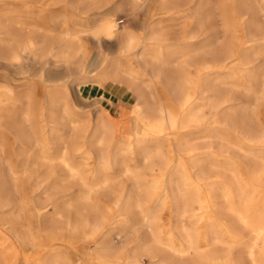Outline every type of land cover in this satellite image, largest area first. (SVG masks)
<instances>
[{
	"label": "bare ground",
	"instance_id": "1",
	"mask_svg": "<svg viewBox=\"0 0 264 264\" xmlns=\"http://www.w3.org/2000/svg\"><path fill=\"white\" fill-rule=\"evenodd\" d=\"M15 1L27 4L29 12L42 15L55 1L63 0H3L8 5L0 13V60L3 64L17 74L25 73L24 57L32 56L43 64H74L77 79L94 78L87 82L88 85L78 84L81 98L90 102L103 99L115 111L97 102L87 111L89 123L74 126L65 141V149L59 153V137L53 141L51 135L64 124L69 114L67 117V108L55 97L54 87L44 86L43 95H39L34 82L29 80L31 85L23 95L12 89L7 75L6 85L0 86V150L12 149L8 140L13 135L19 155H23L26 148H36L43 162L61 160L69 172L79 178L81 187L87 184L81 169L82 160L91 159L95 153L94 186L115 181L116 171L117 176L130 177L135 183L126 199L116 200L117 212L111 218L98 214L95 208L88 209L83 200L88 196H79L82 200L77 202L76 209L80 213L74 215L70 214L66 200L57 203L52 198L55 195L51 196L54 207L49 213L50 221L38 223V226L51 228H39L36 233L28 227L21 236L11 228V235L18 244H32L42 250L44 232L52 239L68 234L86 248L91 242L95 244L89 258L95 264H242L233 255V249L246 245L253 264L264 261V164L245 171L243 161L235 162L233 177L228 179L215 168L218 154L207 158L209 165L204 168L206 154L196 152L197 146L189 141L198 131L221 129L250 148L264 147V128L252 127L247 110H224L230 109L234 98L233 90L228 89L232 85H227L231 82L229 77L237 78L233 84L237 88L243 84L248 93L255 90L260 79L252 54L253 49L257 54L264 51V32L256 20L258 11L251 7L249 0H221L223 38L210 23L211 0H132L146 11L145 19L139 22L144 34L142 40L127 27L119 28L115 13L120 6L113 3L106 7L111 0H92L93 3L81 9L78 5L83 0H64L60 25L57 23L53 28L41 25L43 36L39 40L35 31L39 24L33 18L32 34L23 40L14 26L21 23L20 9L9 6ZM166 15L172 19L183 17L187 24L183 36L188 38L185 47H180L178 41L167 43L168 37L161 27ZM72 16L85 21L82 29L70 23ZM81 32H90L85 36L97 44L112 43L116 56L109 57L98 51L90 67L85 68ZM201 35L204 39L196 45ZM139 46L142 49L135 58L133 55ZM127 57L132 59L126 66ZM135 60L142 63L140 68ZM221 71L226 74L221 76ZM222 83L228 87H221ZM154 85L162 86V97ZM14 99L16 103L12 102ZM120 103L129 107L118 108ZM205 107L209 109L212 124L200 129L207 122ZM45 110L50 113L47 124L51 132L44 136L40 119ZM95 118L96 124L91 127ZM90 128H93L91 139L87 137ZM48 143L55 146L56 155L48 150ZM132 150H136L142 163L133 161ZM19 155L10 153L6 161L0 160L1 225L16 226L15 220L5 213L6 207L14 202L11 190H18L17 182L10 184L11 177L14 179L21 173L16 164V161H23ZM202 193L213 205L207 204L211 215L196 239L195 227L188 226L186 221L203 220L204 216H200L202 203L195 201V198H202ZM218 195L223 197V207L214 205ZM84 209L86 213H82ZM165 209L171 212V226L158 225L159 212ZM228 213L241 226L229 225L225 218ZM118 221L143 229L136 248L130 246L133 240L128 236L115 241L112 229ZM23 226H33V221ZM243 228L251 232L250 240H246ZM220 245L228 247L220 249ZM5 250L0 249V258ZM60 252L57 253L61 255ZM62 252V256L54 251L46 259L36 257L32 264H81L65 255V247ZM145 256H149V262Z\"/></svg>",
	"mask_w": 264,
	"mask_h": 264
},
{
	"label": "rangeland",
	"instance_id": "2",
	"mask_svg": "<svg viewBox=\"0 0 264 264\" xmlns=\"http://www.w3.org/2000/svg\"><path fill=\"white\" fill-rule=\"evenodd\" d=\"M68 1L71 2V0ZM84 1L86 0H83L82 2ZM89 2L93 3L92 0H88L86 3H84V6H86ZM114 2L119 3L120 6L119 11L115 13L119 28L122 29L124 27H127L130 31L137 35L139 39L141 38L142 40L144 36L143 30L140 27L139 23L136 26L137 21L133 20V13L136 11V19H142L145 12L144 7L139 6L132 0H115ZM81 3H79V5ZM220 3L221 0H211L209 6L212 11L210 23L217 35H219L220 38H223L224 32L222 28L223 21L221 9L219 8ZM249 3L251 7H254L258 11L256 20L264 32V0H249ZM10 5L11 7H16L20 9V13H18V15L20 16L21 23L14 24V26L19 30L23 40L31 36L32 33H30V30H32L34 27V19L39 24V27L35 28L36 37L39 40L43 36V29L41 28V25L45 28H53V26H55L57 23L59 25L61 24L59 16L63 9L60 7L59 3H53L50 6V10L43 13L42 15H36L33 13L34 11L29 12L28 10H26L27 4L25 3H18V1H15L11 2L9 6ZM79 5V9L84 7H80ZM6 6L8 5L4 4L3 0H0V13L3 12L2 10H4ZM247 17L250 16L247 15ZM70 19V23L78 29H82L85 25V21L77 19L74 16H72ZM129 23L132 27L136 28H132ZM186 25L187 24L183 21V17L181 16L173 19L171 17H168V15L164 16V19L161 22V27H163L162 32L165 37H168L167 43L173 44L178 41L180 47H185V40H187L188 38H185L183 36V29L186 27ZM88 34H90V32L79 33L80 40L85 47V68L90 67V63L95 58L96 53L98 51H102L103 53L109 55V57L116 56V48L112 43L110 44L108 42L103 41L100 44H97L91 39H89L87 36H85ZM201 36L198 38L199 41L196 42V45L204 39V36ZM141 49V46L137 47L135 49V54L133 52V57H135L137 53L141 51ZM254 51L255 50L253 49L252 57L254 59V64H256L255 70L257 71L260 78L254 86L255 90L251 93H248L244 90L243 84H240L237 88V86L233 84L234 81H237V78L229 77L228 79L231 82L227 83V85H232L230 86L231 88L229 87L228 89H230L231 91L233 90L232 92L234 94V98L231 101L230 109L226 108L224 110H247V113L250 114L249 122L252 127H258V125H260L264 128V51L260 52L259 54L255 53ZM130 58L131 57H127V59L125 58V60H127H124L126 66L130 64L132 59ZM22 61L25 73L17 74L13 69L9 70V68H7L3 64V61L0 60V86L6 85L5 76L8 75L10 80L9 83L12 89L16 93H21L23 95L27 93L29 86L31 85V82L29 80H32L34 82L36 93H39V95H43L42 90L45 89L44 86L54 87L53 89L56 93L55 97L60 98L62 104L67 108L66 116L67 114H69V117L67 116L68 118L65 117L64 124H60L58 126V131H53L51 135L53 141H56L59 137V140L57 141V149H59V153L65 149L67 144V142L65 141L69 137L72 128L74 126H85L89 123L90 120L87 111L89 109H92L97 102L110 108L112 112L115 111V108H112L109 102L104 101L103 99L100 101L97 100L90 102L85 101L81 98V96L77 92L78 84L83 83L84 85H88L89 83L87 82L94 78L82 80L77 79L74 64H55L52 62L43 64L35 61L32 56L24 57ZM135 61L137 62L136 64L138 68H140L142 66V63L139 60ZM225 74V72H220L221 76ZM15 78H17V80ZM220 86L224 88L226 84L224 85L222 83ZM154 87L156 89V92H158L159 97H162L160 93L162 86L154 85ZM12 102L14 103L15 99ZM204 109L207 114V122H205L200 127V129L207 126H211L212 124L210 123V121H212V118L211 115H209V109L207 107H205ZM250 109H252V112ZM43 114V117H41L40 119V125L43 128L42 135L45 136L50 134L51 132L47 124L50 113L49 111L45 110ZM23 124L27 125V123L25 122H23ZM95 124L96 118L95 120H93L91 127ZM92 129L93 128H90V130L87 132V137L89 139H91L92 136ZM60 138H63V140H61ZM118 138H120V136H118ZM14 140V136L10 135L8 141L11 144L12 149H10V147H5L4 150L1 149L0 160L6 161L10 153H13L14 156L19 155L18 144L15 143ZM189 141L190 144H194L195 146H197L196 152L200 154H206L205 156H203L206 160L203 159L204 162L202 160L204 168H207L209 165V160L207 158L210 159L213 157V154H218V157H216V160H214V162L217 163V167L215 168L220 170L221 173L228 179H232L233 177L235 162L243 161L245 171H248V169L251 168L259 167L264 164V147H262V149L258 148L257 146V148H250L246 144L238 142L237 140H235L234 136L226 133L225 131H222L221 129L213 130L210 132L198 131L190 137ZM237 145L238 147H240H236ZM95 146L96 151H99V148L96 144ZM46 147H48V150L50 152H55V146H53L51 143H48ZM113 151H115V147H113ZM131 153H133L135 157L133 161L136 164H140L141 159L136 154V150H132ZM37 154L38 153L36 148H26L25 153L23 155H19L20 159L26 161L24 162L25 166H22L23 161H16L17 170H19V172L21 173L18 175V177H15L14 179L11 177L12 184L10 185H14L17 182L18 190H11L12 194L10 196L12 201L14 202L12 205L10 204L6 207L5 213V215L15 220L13 224H15L16 226H7L6 224H0V249L6 248L4 255H2L0 258V264H32L35 262L36 257L46 259L50 256L51 252L54 251H56V255L58 256L60 254H58L57 252L61 251L60 256H62L63 247L67 249V253H65V255L68 258L79 260L81 264H95L94 262H92L91 259H89L91 257L90 254L94 251L95 247V244L92 242L89 243L86 248L83 246V243L81 241L73 239L68 234H59L58 238L52 239V237H50L47 233L44 232L41 235L43 241L41 244L43 248L42 250H39L36 249V247L32 244H18L17 240L11 235V228L15 229L20 234V236L25 233L28 227L33 228L36 233L39 228L42 230H47L48 228H51V226H38V223L40 221H45V223H48L50 221L49 213L54 207V201L50 198L53 195L55 196H53L52 198L56 199L55 202L57 203H60L64 200L68 202L69 212L71 215L80 213V210H78V208L76 209V205H79L77 202L79 200H82L81 197L79 199V196H88L86 197V199H83L88 209L91 210L95 208L98 214L111 218L117 212L116 200L122 198L126 199V197L130 194L131 190H133L134 188V181L130 177L117 176L118 173L116 171L114 174L115 181H112V183H102L94 186L92 183L93 170L96 164V156L94 153L91 156V159L82 160L83 166L81 167V169L85 175L87 184L81 187L79 183V178L77 176H73L69 172L68 168L61 162V160L56 159L53 162H43V160L38 158ZM54 154L56 155V152ZM75 155L76 160L80 159V157L77 158L79 155L78 152H76ZM90 188L92 189L90 190ZM63 189L66 190L63 191ZM247 191L250 192V188H247ZM201 196L202 198L198 197L199 201L197 200V198H195V201L197 204L199 202L202 203V214L200 216H204L203 220L197 221L196 219H192L191 221H186L188 226L195 227L196 239H198V234L206 226V218L208 219V216L211 215L209 214V211L207 210L206 206L207 204L213 205L211 201L209 202L208 200H206V197H204V193H202ZM24 203L25 205H23ZM214 205H217L218 207H223L224 202L223 197L221 195H218L216 197ZM82 213H86V210H82ZM159 214L160 221L158 222V225L171 226L170 210H162L159 212ZM225 218L229 225L236 228L238 226H241V224L236 221L234 216H231L229 213L225 215ZM30 220L33 221V226H23L27 221ZM113 226H115V228L112 229V234L115 241H120L121 239L125 240V238H127L128 236L133 240L130 246L134 245V248L137 247L136 244L139 241V237L143 231L141 227L131 228L129 227L130 225H125L123 221H118ZM242 232L246 236V240H250L251 232L249 231V229L243 228ZM245 246L246 245H237L233 249V255H235V258L237 260H240L242 264H253L247 254ZM227 247L228 246L226 245L219 246L220 249H225ZM145 258H147V262L150 261L149 256H145ZM260 264H264V261L260 262Z\"/></svg>",
	"mask_w": 264,
	"mask_h": 264
},
{
	"label": "crops",
	"instance_id": "3",
	"mask_svg": "<svg viewBox=\"0 0 264 264\" xmlns=\"http://www.w3.org/2000/svg\"><path fill=\"white\" fill-rule=\"evenodd\" d=\"M87 1H88V0L82 2V3L80 4V7L84 6V5H85L84 3H86ZM114 1H115V0H111L110 4H107L106 7L112 5L113 3H115ZM55 3H59L61 8L64 6V0H63V1H58V2H55ZM61 8H60V9H61ZM144 11H145V8H144ZM133 14H134V16H133V20L137 21L136 26H137V24L140 22V20H143V19H145V17H146V11L144 12V15H143L142 19H136V18H137V12H136V11H135ZM139 18H140V17H139ZM129 25H130V23H129ZM130 26H131V25H130ZM131 27H132V26H131ZM132 28L135 29L136 27H132ZM115 101H117V100H115ZM117 107H118V108H120V107L128 108L129 106L124 105L123 103H120V104L117 105ZM109 109H110V108H109ZM110 110H111V109H110ZM111 111H112V110H111Z\"/></svg>",
	"mask_w": 264,
	"mask_h": 264
}]
</instances>
